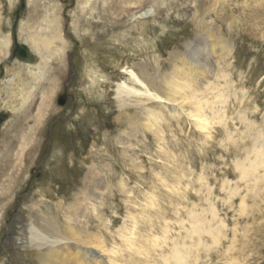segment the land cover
Returning <instances> with one entry per match:
<instances>
[{"label": "rangeland", "instance_id": "1", "mask_svg": "<svg viewBox=\"0 0 264 264\" xmlns=\"http://www.w3.org/2000/svg\"><path fill=\"white\" fill-rule=\"evenodd\" d=\"M25 1H29L30 5L28 11L23 13L19 41L28 43L33 54L42 51V55L40 57L38 54L40 65L30 68L25 62L32 61H2L6 51H0V67H9L7 75L5 70V74L0 77V112L11 114L14 108L19 109L12 115L10 122L0 129V151L4 153L3 158L0 156V205L6 215V221L3 219L0 223V264H12L16 262L15 258L24 257L23 252H18L16 248L7 247L6 252L1 249L15 205L25 206V203L39 200L36 192L43 187L47 190L46 206L51 213H57L55 204L50 200L52 196L56 200H64L61 207L65 210L67 205L75 201V195L81 193L84 175H87L88 166L91 165L110 166V171L105 173L109 186L100 211L102 217L111 222L109 230L102 229L110 248L114 244L122 247L117 230L125 220L129 206L134 212L140 211L138 206L145 205L144 199L150 190L155 189L159 197L158 208L153 210L146 207L147 211L149 209L154 214L166 211L168 220L174 221L176 215L172 210L173 205H170L169 197L172 195L169 190L177 185L175 169L178 162L179 166L192 171L191 179L195 180L196 187V177L208 170L205 173L213 188L217 218L226 224L225 236L218 248L207 254L200 253L202 262L226 264V253L235 240L234 255L242 263L245 261L243 264H264V189L263 195L256 199L258 206L248 211V214H241L239 210L241 196L247 193L244 182V185L240 182L241 194L226 200L227 193L221 190L220 178L224 172L232 169L236 153L223 148L225 142L222 141L221 127L216 125L217 129L208 138L187 117L182 115L177 121L164 110L167 117V121L161 124L164 145L149 131L137 132L132 139L137 152L135 162L142 168L135 170L133 159L124 155L123 148L117 142V135L128 125L124 118L117 120L119 107L115 83L104 87L108 90L106 96L88 94V71L93 66L116 80L124 77L119 66L129 63L133 67L137 66L136 70L139 71L138 67L142 64L155 72L157 59L162 62V74L171 70L173 53L185 50L182 44L186 43L184 41L187 38V42H193L200 34L210 32L233 46V52L222 62L218 63L216 59L211 61L214 73H226V80L230 81L229 90L232 94L228 98V108H225L230 117V130L234 133L245 130L239 113L247 111V117L264 131V0H174L173 4L168 0L172 9L166 5L158 9L160 12L157 11L155 17L157 21L151 22L148 30L153 38L142 44L135 43L133 38L138 34L133 31V16L137 15L142 5L143 8L149 7V3L128 0V3L122 4L120 1L124 0H115L125 5V8H120L121 11L117 10V13L112 11L114 15H110L115 17L117 14L120 20L118 26H112L111 21L114 19H94L89 9L84 10L82 18L79 17L76 6L78 0ZM92 1L99 2L98 8L102 11H107L111 2ZM14 9L10 8L9 0H0V36L11 33ZM53 18L55 20L50 21ZM162 25H165L164 30L161 29ZM84 26L89 27L90 33L84 31ZM114 31H128L131 34H127V45L110 40ZM212 81L225 87L222 78L213 77ZM17 119L23 121L16 132L22 129L26 136L31 137L32 144H37L31 154L28 152L30 146L23 151L22 141L10 136L13 121ZM31 129L35 132L29 134ZM6 152L10 153L12 159L9 169L5 164L10 159L6 157ZM11 174H16L18 178L10 180ZM122 178H125L126 187L131 193L122 192ZM189 178H185L184 184L189 182ZM228 178H231V184L238 181L233 172ZM199 195L194 187L191 191L189 189V203H202ZM174 197L172 200H175ZM251 199L247 197L249 205L254 203ZM63 213H58L60 220H63ZM16 217V225L24 221L22 213ZM87 219L92 231L99 230L98 218L91 214ZM159 219L158 226L164 223L161 217ZM4 221L6 226L2 225ZM140 228L144 229L142 223ZM171 229L170 235L175 236L181 230L174 222ZM10 259L11 263L8 261ZM23 260L28 259L24 257Z\"/></svg>", "mask_w": 264, "mask_h": 264}, {"label": "bare ground", "instance_id": "2", "mask_svg": "<svg viewBox=\"0 0 264 264\" xmlns=\"http://www.w3.org/2000/svg\"><path fill=\"white\" fill-rule=\"evenodd\" d=\"M9 1L10 8L12 10L15 8L13 26L15 11L21 5V0ZM133 1L134 3L145 2L150 5L146 8H143L142 5L137 15L133 16L135 20L133 31H136V34L138 33L135 37L133 36L135 43H147L149 38H153L150 35L151 32L148 33V30L150 23L156 20L155 17L158 14V9L166 5L171 10L172 6L169 5L168 0ZM172 1L174 0H170V3ZM126 2L128 3V0H124V2L120 1L122 4H126ZM97 3L92 0H78L76 6L79 9V17L82 18L84 10L89 9L94 19H106L109 21V18H112L114 19L112 20L113 22L111 21L112 26H118L119 17L117 14L115 17L111 16L114 15L112 11L114 10V13L115 11L117 13V10L121 11L120 8H125V5L111 0L107 11H102L101 9L99 10ZM29 5V1H25V8L20 13L15 31L18 43L27 45V54L21 58L15 57L12 62L16 60L23 62L32 61V63H25L30 68H33V66L40 65L42 51L37 52L40 55L39 57L38 54L35 55L31 52V47H29L28 43L19 41L23 13L28 11ZM53 20L55 19L53 18L50 21L53 22ZM200 23L205 24L204 21H200ZM70 27L72 28V26ZM83 28L86 33H90L89 27L84 26ZM161 29L164 30L165 25H162ZM206 33L197 36L193 42L192 40L187 42V38V41H184L186 43L182 44L185 50H175L176 52L171 56V70L169 69L170 71L168 70V72L164 70L165 72L162 74V62L160 63L157 59L154 65L156 66L155 72L150 71L142 64L138 67L139 71L136 70L137 66L135 67L134 65V68L129 63L119 66L124 77L116 80L111 75L105 74L102 70L93 66L94 68L92 67L88 71V77H90L88 94H98L101 97L106 96L108 90L106 91L104 87L107 88V86L115 83V97L119 107L117 120L124 118L128 125L127 128L117 135V142L123 148L124 155L127 158L133 159V168L135 170L142 168L135 162L137 152L134 149L132 139L137 132L144 133L145 131H149L154 133L157 141L165 142L163 136H161L163 133L161 124L167 121L164 110L170 113V116L173 119H177V121L182 115L187 117L199 130L206 133L205 135L208 138H211L213 130L217 129L216 125L221 127L222 141L225 142L223 148L225 147L228 152L233 151L236 153L234 154L236 158L231 164L232 169L227 170L226 173L224 172L220 178L221 190L227 193L226 200H231L234 196L241 194V186L244 185L242 184L244 182V190L247 193L241 196L239 210L241 214H248V211L258 206L256 199L263 195L264 131L259 126H256V122H252L253 120L251 121L247 117V111L239 113V115L241 114L239 119L244 124L245 130L236 131L235 133L230 130L228 123L230 117L225 112L228 98L232 94L229 90L230 81L226 80L228 74L223 72L214 73L211 68V61L216 59L218 63L222 62L233 52V46L230 42L223 40L214 33ZM127 34H129L128 31L124 33L115 32L110 36V40L114 43L127 45ZM14 45L15 40L12 27L11 33L0 36V51H6L5 58L2 61L8 60L12 56ZM8 68L7 66L5 68L3 66L4 74L6 70L5 75H7ZM213 77L224 79L225 87H222L219 82L212 81ZM12 111H14L13 114ZM12 111L11 114L0 112L7 114V117L0 122V129L4 128V124L10 122L12 115L18 112L19 109L14 108ZM22 121V119L13 121V126L9 131L10 136L12 139L22 141L23 151L30 146L28 152L31 154L37 147V144H32L33 140L31 137L26 136V133L22 132V129L16 132V128L22 124ZM34 132L31 129V133L29 134ZM22 154L20 153L19 155ZM2 155L4 153L1 150L0 156L2 157ZM5 155L8 159L10 158L8 162L4 160L7 165L6 168L9 169L12 166V159L9 152H6ZM178 164L180 165V162ZM179 165L175 169L176 179H178L177 185H173L171 190H169L173 197L176 196V198L174 197L175 200H172V196L169 197L171 198L170 205H173L172 210L174 209V214L176 215L174 221H172L181 228L180 232H178L179 234L176 236L174 234L170 235L173 231L171 229L173 222L168 220L166 211H157L156 215L149 209L147 211L149 207L153 210L158 208L159 197L155 189H153L147 192L144 199L145 205L143 207L142 205L138 206V208L140 207V211L134 212L132 207L129 206L128 214L117 230L122 247L114 244L110 248L102 229L109 230L111 222L104 219L100 212L103 205V197L107 193L109 186L105 173L110 171V166L97 167L96 165H91L88 166L87 175H84L83 185H80L81 193L75 195V201L67 205L65 210H62L61 207L64 200L61 198L56 200V197L53 198L52 196L50 200L55 204L57 213L55 215L51 213L48 206H46V202H48L46 197L47 190L42 189L43 187L38 188L36 192L39 194V200L31 201L30 204L24 202L26 210H24L25 206L23 205L19 207L21 204L15 205L13 217L6 228L7 237L1 249L6 252L5 249L7 247L16 248L18 252L22 251L24 257L28 259L24 261V257L20 256L15 258L16 262L12 264H207V261L202 262L203 257H201L202 254L200 255V253L207 254L211 250L218 248L222 238L225 236L224 228L226 224L222 219L217 218L218 210L212 198L213 188L206 175L208 170H206L207 172L203 171L200 175H198L199 173L197 174L198 178L196 177V179L198 181L196 183H198V186L196 187L194 184L195 180L191 179V175H193L192 171ZM260 171H263L262 174ZM230 172H233L235 177L238 178V181L232 184L231 178L230 180L228 178ZM16 177V174H11L9 179L12 180ZM186 177H190L188 179L189 182L184 184ZM126 185L125 178H122L120 188L122 192L129 194L131 191H129ZM164 185H166L165 182ZM193 187L196 194H200L199 201H202L200 204L189 203V189L191 191ZM247 197L254 200L252 205L247 203ZM175 201L177 202L176 205H174ZM204 201L205 203H203ZM180 205L181 207H179ZM4 212V208L0 205V223L3 219H6ZM60 212H64L63 220H60L58 214ZM20 213L23 214L24 221L16 225V216ZM91 214L98 218V222L100 223L99 230L97 231H92L89 228L90 223L87 218ZM157 214L164 221L163 224L161 221L160 224L162 225L160 226L157 225V220L159 219ZM5 221L2 224L3 226L5 225ZM141 223L144 229L140 228ZM234 244L235 240L232 241V245L226 253V264H243L245 261L242 263L239 257L234 255ZM121 250L125 251V253H119ZM8 261L11 263L12 260Z\"/></svg>", "mask_w": 264, "mask_h": 264}, {"label": "water", "instance_id": "3", "mask_svg": "<svg viewBox=\"0 0 264 264\" xmlns=\"http://www.w3.org/2000/svg\"><path fill=\"white\" fill-rule=\"evenodd\" d=\"M24 8H25V0H21V5L15 11V22L13 24L15 45H14L12 56L8 58V60L6 61L7 63L12 62L15 57L21 58V57L26 56L27 54V45L26 44L21 45L18 43L17 35L15 32L17 28L18 20L20 18V13ZM3 75H4V69H3V66H1L0 77H2ZM6 117H7V114L0 113V122H2Z\"/></svg>", "mask_w": 264, "mask_h": 264}]
</instances>
